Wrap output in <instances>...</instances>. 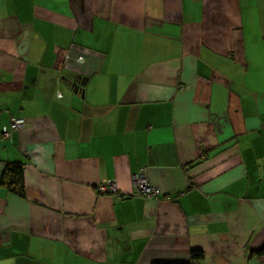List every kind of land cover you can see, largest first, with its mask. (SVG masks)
<instances>
[{"label": "crops", "instance_id": "1", "mask_svg": "<svg viewBox=\"0 0 264 264\" xmlns=\"http://www.w3.org/2000/svg\"><path fill=\"white\" fill-rule=\"evenodd\" d=\"M9 163L0 264H264V0H0Z\"/></svg>", "mask_w": 264, "mask_h": 264}, {"label": "trees", "instance_id": "2", "mask_svg": "<svg viewBox=\"0 0 264 264\" xmlns=\"http://www.w3.org/2000/svg\"><path fill=\"white\" fill-rule=\"evenodd\" d=\"M0 184L8 191L24 197L25 188L23 182V172L20 163H9L6 165L2 176L0 178ZM252 256L264 257V245L255 251H251ZM203 258L202 252L199 250H192L190 252L188 262H171V263H152V264H197Z\"/></svg>", "mask_w": 264, "mask_h": 264}, {"label": "built area", "instance_id": "3", "mask_svg": "<svg viewBox=\"0 0 264 264\" xmlns=\"http://www.w3.org/2000/svg\"><path fill=\"white\" fill-rule=\"evenodd\" d=\"M79 62H83V58L78 59ZM25 125V121L22 118H12L10 125L2 129V135L4 138H10L12 130H16ZM135 192L132 193V196H147V197H156L160 194L158 189L151 187L144 175V173H139L133 177ZM115 185L111 182L107 184L100 185L98 190L100 192L114 191Z\"/></svg>", "mask_w": 264, "mask_h": 264}, {"label": "water", "instance_id": "4", "mask_svg": "<svg viewBox=\"0 0 264 264\" xmlns=\"http://www.w3.org/2000/svg\"><path fill=\"white\" fill-rule=\"evenodd\" d=\"M68 78H71L75 84H82L83 81L86 80V78L82 77V76H78V75H74V74H69L67 75Z\"/></svg>", "mask_w": 264, "mask_h": 264}]
</instances>
